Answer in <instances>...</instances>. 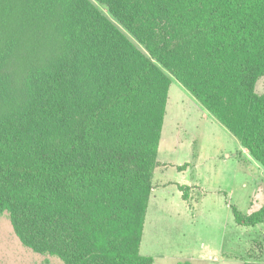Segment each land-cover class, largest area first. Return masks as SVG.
<instances>
[{
	"label": "trees",
	"instance_id": "trees-1",
	"mask_svg": "<svg viewBox=\"0 0 264 264\" xmlns=\"http://www.w3.org/2000/svg\"><path fill=\"white\" fill-rule=\"evenodd\" d=\"M263 77L264 0H0V213L64 264H154L172 78L264 167Z\"/></svg>",
	"mask_w": 264,
	"mask_h": 264
},
{
	"label": "rangeland",
	"instance_id": "rangeland-1",
	"mask_svg": "<svg viewBox=\"0 0 264 264\" xmlns=\"http://www.w3.org/2000/svg\"><path fill=\"white\" fill-rule=\"evenodd\" d=\"M159 158L167 167L156 172L141 255L154 264H264V223L240 227L232 210L264 206V167L175 78ZM178 186L191 188L187 202ZM0 264L64 263L27 249L0 213Z\"/></svg>",
	"mask_w": 264,
	"mask_h": 264
},
{
	"label": "crops",
	"instance_id": "crops-1",
	"mask_svg": "<svg viewBox=\"0 0 264 264\" xmlns=\"http://www.w3.org/2000/svg\"><path fill=\"white\" fill-rule=\"evenodd\" d=\"M162 143H163V137H162L161 145H162ZM160 149H161V146H160ZM159 155H160V151H159ZM159 161L161 162L160 158H159ZM161 163H162L163 165H166V164L163 163V162H161ZM164 168H165V167L160 168V169H164ZM163 171H164V170H163ZM155 176H156V175H155ZM154 179H155V178H154ZM155 186H156V185H154V190H153V192H154L155 189H156ZM152 195H153V194H152ZM151 204H152V197H151V201H150V205H151ZM150 205H149V209H150V207H151ZM192 211L194 212V209H193ZM193 212H192V213H193ZM148 213H149V210H148ZM147 217H148V215H147Z\"/></svg>",
	"mask_w": 264,
	"mask_h": 264
}]
</instances>
